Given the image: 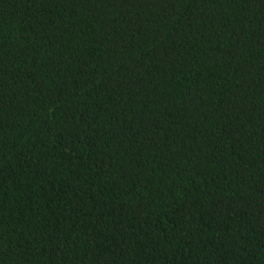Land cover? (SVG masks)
Returning <instances> with one entry per match:
<instances>
[{
	"label": "trees",
	"instance_id": "16d2710c",
	"mask_svg": "<svg viewBox=\"0 0 264 264\" xmlns=\"http://www.w3.org/2000/svg\"><path fill=\"white\" fill-rule=\"evenodd\" d=\"M0 264H264V0H0Z\"/></svg>",
	"mask_w": 264,
	"mask_h": 264
}]
</instances>
